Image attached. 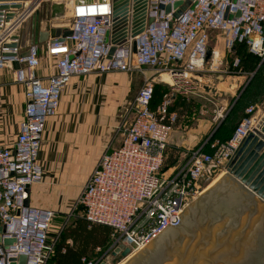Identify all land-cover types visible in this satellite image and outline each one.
Instances as JSON below:
<instances>
[{"label":"built area","instance_id":"built-area-1","mask_svg":"<svg viewBox=\"0 0 264 264\" xmlns=\"http://www.w3.org/2000/svg\"><path fill=\"white\" fill-rule=\"evenodd\" d=\"M176 1L185 0H147L145 28L134 38L130 12L126 40L114 46L110 57L112 45L104 42V36L112 27L111 0L74 6L66 25L71 36L63 42L46 43L44 51L39 46L29 47L23 57L18 56L17 48H5L4 44L17 41L12 35L36 7L8 24L0 22V69L7 68L6 61L18 62L12 77L24 86L26 103L14 142L0 144V264H19L21 256L26 258L24 264H48L68 222L63 221L51 238L55 212L25 202L29 189L43 181L37 156L45 123L55 115L61 93L73 77L135 70L142 74L129 105L132 121L121 125L120 145L103 152L71 207L70 214L79 210L88 223L112 231L106 252L120 245L130 253L139 252L181 223L185 209L202 192L204 176L210 177L218 169L226 172L242 140L255 129L260 116L254 106H248L227 140L205 142L190 152L186 163L163 171L176 115L167 113L170 101L166 95L154 111L150 109L154 85L165 84L182 95L192 93L197 75L222 66L218 51L210 48L216 34L222 37L225 52L243 44L251 55L264 60V0H196L194 8L182 12L169 27L170 14H164L158 5ZM149 18L153 21L147 24ZM42 58L52 70L46 78L36 75ZM239 63L234 59L232 67L238 68ZM145 70L151 74L145 75ZM207 145L210 152L205 153L202 148ZM7 240L12 243L6 244ZM96 252L90 260L82 258V263L104 262L106 252L99 255V247Z\"/></svg>","mask_w":264,"mask_h":264},{"label":"water","instance_id":"water-1","mask_svg":"<svg viewBox=\"0 0 264 264\" xmlns=\"http://www.w3.org/2000/svg\"><path fill=\"white\" fill-rule=\"evenodd\" d=\"M32 1L38 7L45 2L49 21L71 17L72 9L91 0H0V22L10 23L26 9L22 3ZM99 2L103 0H98ZM147 0H111L112 27L105 33L104 42L115 45L125 42L131 14V37L143 32L146 24ZM236 2V0H232ZM196 0L176 1L172 5H158L170 14L169 27L186 9H193ZM239 16V13L236 14ZM153 21L147 20V24ZM40 12L35 9L12 35L14 43L5 48L22 51L47 42H63L71 36L68 27H47L41 30ZM135 44L133 45V48ZM18 53L19 57L25 54ZM210 56L207 53L206 59ZM7 68L18 69L17 61L5 62ZM25 202V205H27ZM181 223L176 224L144 248L138 257L126 264H264V113L255 129L242 140L234 156L227 163L226 173L213 186L192 201L184 211ZM1 231V229H0ZM166 232V233H165ZM165 233V234H164ZM164 234V235H163ZM153 242V243H152ZM6 244H11L7 240ZM130 254L122 245L111 252L112 257ZM107 253H104L105 257ZM26 258L21 256L19 264ZM101 264H106L102 262Z\"/></svg>","mask_w":264,"mask_h":264},{"label":"crops","instance_id":"crops-1","mask_svg":"<svg viewBox=\"0 0 264 264\" xmlns=\"http://www.w3.org/2000/svg\"><path fill=\"white\" fill-rule=\"evenodd\" d=\"M43 3L41 2L40 5ZM32 4V1H27L22 3V6L31 10ZM25 12L18 13L16 17L22 16ZM46 15L47 10L40 11L42 31L47 29V22L43 20V16ZM53 27H65V25L54 24ZM45 44L39 45L43 51ZM27 50L28 48L19 51L25 54ZM216 51L220 57L219 49ZM232 51L228 53L231 66L234 59L237 58L232 57ZM262 61L261 59L260 62ZM222 62L220 61V63ZM260 62L252 67L250 73L235 71L233 75H228L225 78L222 84H230L231 89L242 85V88L236 92L235 100L257 71ZM239 65H246V61L242 60ZM51 72L52 70L46 67L45 59L42 58L36 75L46 78ZM144 74L150 75L151 72L145 70ZM141 82L142 74L137 70L129 73L94 72L85 77H73L70 80L68 86L61 93L59 107L55 115L49 117L45 123L42 146L37 156L44 171L43 181L29 189L27 201L30 205L54 211L55 219L58 218L62 222L68 219L67 224H72L76 218H83L78 212L70 214L69 209L75 203L103 152L120 145L122 141L121 125L129 124L132 121L133 115L129 105ZM25 104L24 86L13 80L12 69H0L1 145L14 142L23 119ZM249 106L256 108L257 116L261 117L264 113V99ZM200 130H202L201 125L184 132L186 136L182 139V143L198 140ZM178 135H180L178 132L173 131L170 144L175 140L179 143L180 136ZM207 188L208 186L202 189V192L205 189L207 191ZM66 243L72 245L71 240H66ZM61 252H64L63 248ZM96 255L97 252L94 249L85 258L90 260Z\"/></svg>","mask_w":264,"mask_h":264},{"label":"rangeland","instance_id":"rangeland-1","mask_svg":"<svg viewBox=\"0 0 264 264\" xmlns=\"http://www.w3.org/2000/svg\"><path fill=\"white\" fill-rule=\"evenodd\" d=\"M46 5L48 4L44 2L35 9L39 10V12L40 11L45 12V10H47ZM43 20L47 22L46 25L47 27H50L51 25L54 24H62L65 25V27H67L66 25L69 23L70 17L65 16L58 21L57 20L49 21L48 13H47L45 17L43 16ZM210 48L212 50L219 49L221 56L217 57V59L223 61L221 63L223 67L219 69H215L213 72H203L202 74L197 75L196 78L193 79V81L196 83V87L192 91V93L187 95H182L180 93L172 91L165 84H161V83L155 84L157 87H159L158 90H161L163 92L161 96H159L160 102L164 100L163 98L164 95H166L169 98L170 102L169 105H167V113L176 115V121L174 123L173 130L175 132H178V134H180L178 135L180 136L179 143L175 142L176 141L175 140L173 143L169 144L166 153L165 166L163 167V171H166L167 168L169 167L182 165L186 163L188 161L190 152L198 149L205 142L207 143L213 141L224 142L225 140L228 139V137L231 135L232 131L234 130L235 126L238 124L228 121L226 122L225 125H223L222 130L217 132L218 131L217 129H219L218 126H221L220 124H222L226 115L229 113L230 109L233 106V102L237 95L236 92L240 88H242V85H240L236 89L234 88L231 89L230 84L224 85L222 83L225 81V78H227L228 75H233L235 71H240V73L247 71L250 73V70L252 69V67H254V61H256V59H253L252 57H250L249 59L246 58L245 59L246 65L244 66L239 65L238 68H236L237 70H234L230 64L228 53L223 50L222 37L220 36V34H216L215 37H212V40L210 42ZM216 63L219 64V62ZM209 66L210 63L206 65V69H208ZM162 77L165 78L166 81L168 80L166 76H162ZM157 97H158V93L156 92L154 94V99L156 100ZM180 99L184 101V103H188L189 107L191 105L192 112L190 114H187V111L180 109L181 107V105H179ZM219 115H221L222 118L219 117ZM234 124L236 125L233 126ZM199 125L202 126V130H200L201 132L198 135V140L196 141L192 140V141H188L187 143H182V139L185 138L186 136L184 132L188 131L191 128H196ZM202 151L208 153L210 152V148L208 147V145L204 146L202 148ZM171 159L174 160V163L169 165L168 163ZM222 173H225L224 169H218L215 172V174L211 175L210 177L204 176L203 180L201 181V188L204 189L207 186L209 188L213 183H215L219 179L218 177ZM216 178L218 179L215 180ZM70 209H69V213L71 212ZM77 211L78 214L81 215L80 211L79 210ZM61 223L62 220L58 218L54 219L53 227L51 228L52 230L50 232L51 238L55 233L54 231H56V228H58V226H60ZM111 239H112V231L110 230L109 243ZM108 245L106 246V248L101 247V252L99 253V255H102L104 252H106ZM143 251L144 249L138 253L141 254L143 253ZM111 252L110 251L106 252L107 255L104 257V261L106 262V264H108V262L109 264H126L129 260H131V259H124L119 255H117L116 257H112L110 255ZM138 253L134 254V257Z\"/></svg>","mask_w":264,"mask_h":264},{"label":"trees","instance_id":"trees-1","mask_svg":"<svg viewBox=\"0 0 264 264\" xmlns=\"http://www.w3.org/2000/svg\"><path fill=\"white\" fill-rule=\"evenodd\" d=\"M232 52V57H237L240 62H242V60H245L246 58L249 59L250 57H252L253 59H256V61H254L255 66L257 62L259 63L261 61L260 58L251 55L248 52L247 47L243 44H236ZM158 89L159 87L154 85L153 96L150 103V109L152 111H154L156 107L161 103L159 96H161L163 92ZM156 92L158 93V97L155 100L154 94ZM263 99L264 60L260 62L257 71L254 73L240 96L236 100H234L232 108L226 115L222 124H220L221 126H219V129H217V132L221 131L223 125H225L228 121L236 124L239 123L240 120L244 117L245 108H247L251 104L261 102ZM179 101V105H181L180 109H183L187 111V114H190L192 112L191 105L189 107L188 103H184V101H182L181 99ZM236 124H234L233 126H235ZM173 163L174 160L171 159L168 164L171 165ZM109 237V228L97 224L88 223L84 218H76L74 219L72 224H66L63 227L55 246L54 255L48 264H83L81 262V259L87 257V255L93 252L94 249L98 247L106 248L109 243ZM66 240H71L72 245H68L66 243ZM62 248L64 250L63 253L61 252Z\"/></svg>","mask_w":264,"mask_h":264},{"label":"bare ground","instance_id":"bare-ground-1","mask_svg":"<svg viewBox=\"0 0 264 264\" xmlns=\"http://www.w3.org/2000/svg\"><path fill=\"white\" fill-rule=\"evenodd\" d=\"M163 76H165V75H163ZM163 79L165 80V78H163ZM167 81H168V80H167ZM222 176H223V174H220L219 177H218L219 179H218V178L215 179V180L218 179L216 182H218V181L221 179ZM215 180H214V181H215ZM216 182H215V183H216ZM215 183H213V184H215ZM213 184H212L209 188H207V189H210V188L213 186ZM205 191H206V189H205ZM205 191H203V192H205ZM203 192H202L201 194H203ZM201 194H200V195H201ZM165 233H166V232H165ZM165 233H164V234H165ZM164 234H163V235H164ZM152 243H153V242H152ZM139 252H140V251H139ZM136 253H138V252H132V253H130L127 257H125L124 259H134V258L138 257L137 255L140 254V253H138V254L134 257V254H136ZM108 264H109V262H108Z\"/></svg>","mask_w":264,"mask_h":264}]
</instances>
